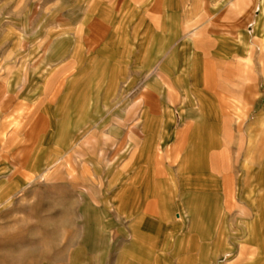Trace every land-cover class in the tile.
I'll return each mask as SVG.
<instances>
[{"label": "rangeland", "instance_id": "rangeland-1", "mask_svg": "<svg viewBox=\"0 0 264 264\" xmlns=\"http://www.w3.org/2000/svg\"><path fill=\"white\" fill-rule=\"evenodd\" d=\"M261 44L264 0H0V264H264Z\"/></svg>", "mask_w": 264, "mask_h": 264}, {"label": "crops", "instance_id": "crops-1", "mask_svg": "<svg viewBox=\"0 0 264 264\" xmlns=\"http://www.w3.org/2000/svg\"><path fill=\"white\" fill-rule=\"evenodd\" d=\"M158 5V4H157ZM157 5L155 6L156 8H157ZM146 6V3H143V5L140 7V8H143V7H145ZM131 10H135L136 8H134V7H131L130 8ZM264 52V44H261L259 47H258V51H257V53L258 54H261V53H263ZM76 71H73L74 73V75L75 74H80V75H82L81 76V81L79 80V81H76L75 83H65V84H69V85H80V84H86V82L87 83H91V84H97L98 82H90V80H91V78L89 79L88 78V69L86 68V70H77V69H79L80 68V65H76V66H72ZM153 68V70H151L150 72H147V73H145L143 76V79L142 80H140V82H142L143 83V81H145V79L147 78V77H150V78H158L159 77V73H158V71L156 70V67H155V64L152 66ZM77 68V69H76ZM84 69V68H83ZM143 88H146V83H144L143 84ZM195 142L196 141H192L191 142V145L193 146V143H194V145H195ZM222 155H220V154H217V157H219L218 159H220V161H222L223 160V152L221 153ZM192 167L194 168V169H196L197 170V168H198V164L199 163H197L196 162V160L194 159V160H192ZM154 194V193H153ZM153 196H155L158 200H159V202H160V209H161V213L162 214H164L165 213V203H163V201L165 200L164 198H163V196H162V194L161 193H155ZM162 201H161V200ZM253 228H254V224L253 223H250L249 224V226H248V229L250 230V232H252V230H253ZM243 242H240V245L242 244Z\"/></svg>", "mask_w": 264, "mask_h": 264}, {"label": "bare ground", "instance_id": "bare-ground-1", "mask_svg": "<svg viewBox=\"0 0 264 264\" xmlns=\"http://www.w3.org/2000/svg\"><path fill=\"white\" fill-rule=\"evenodd\" d=\"M75 7V6H74ZM73 8V7H72ZM75 10V9H74ZM76 10H77V8H76ZM81 11V10H80ZM70 12V11H69ZM79 13H81V12H79ZM69 14V13H68ZM78 14V13H77ZM72 16V15H71ZM75 16V15H74ZM76 19V18H75Z\"/></svg>", "mask_w": 264, "mask_h": 264}]
</instances>
